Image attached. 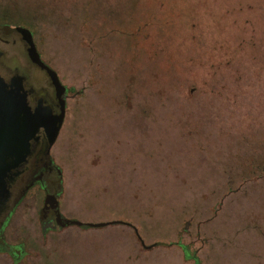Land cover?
<instances>
[{"label": "rangeland", "instance_id": "rangeland-1", "mask_svg": "<svg viewBox=\"0 0 264 264\" xmlns=\"http://www.w3.org/2000/svg\"><path fill=\"white\" fill-rule=\"evenodd\" d=\"M6 24L68 87L62 214L130 224L45 229L31 192L0 264H264V0H0ZM0 48L55 96L19 37Z\"/></svg>", "mask_w": 264, "mask_h": 264}, {"label": "flooded vegetation", "instance_id": "flooded-vegetation-1", "mask_svg": "<svg viewBox=\"0 0 264 264\" xmlns=\"http://www.w3.org/2000/svg\"><path fill=\"white\" fill-rule=\"evenodd\" d=\"M13 34H16V36L14 39H11L10 36ZM18 37L23 42L31 63L47 72L45 67L32 59L28 50L29 43L23 38L22 33L16 30L8 31L5 26L0 25V42H15ZM9 54V50L0 48V75L7 84V88L12 89L20 85L22 88L21 92L25 94L27 105L32 112H36V109L41 105L50 106L54 113L59 112L60 101L56 96V91L55 96L51 94L48 96L37 90L34 86H27V75L20 72V66L16 65L12 67L5 63L4 58ZM67 91L68 87L64 95L66 105ZM2 103H5V101L0 100V105ZM9 104L11 111H13L10 121L3 126L0 125V130H3L7 127L5 125L11 123L13 130L11 137L6 135L5 138H2L3 136L0 133V172L2 171L1 174H5L4 180L7 188L6 197L0 198V252H10L15 259H19L18 250H20V246L5 242L4 230L14 208L21 204L31 192L39 191L42 193L40 214L42 225L45 229L75 223H67L69 217L64 216L60 209L59 186L62 182V169L55 162L51 154V148L55 142L50 146L47 130L44 126H40L36 128L32 136L30 135L27 142L28 146H25L23 136L25 135L23 101L17 96V98H11ZM81 221L83 223L76 224L87 225L85 223L87 221Z\"/></svg>", "mask_w": 264, "mask_h": 264}, {"label": "water", "instance_id": "water-1", "mask_svg": "<svg viewBox=\"0 0 264 264\" xmlns=\"http://www.w3.org/2000/svg\"><path fill=\"white\" fill-rule=\"evenodd\" d=\"M5 27L8 29V31H19L22 33L23 38L29 43V52L32 57V59L36 62H38L41 66L45 67L51 80L52 83L55 87L56 91V96L58 97L60 101V111L57 113H54L52 111V108L50 106H44L41 105L36 109V112H32L30 107L27 105L26 99H25V94L21 92V86L18 85L15 88L8 89L7 84L4 82L0 75V100H4L5 103H2L0 105V125L3 126L5 123L10 121V118L12 116V112L10 109V101L11 98H18L22 99L23 101V112H24V145L28 146V139L30 138V135L32 136L36 130V128L40 126H44L47 130L48 133V138H49V144L50 146L56 141L60 129L62 127V124L64 122L65 114H66V102H65V93L67 90V86L62 82L59 74L57 71L50 66L48 63L44 61V59L41 57V54L37 48V44L34 40V35L33 31L25 25L18 24V25H10L6 24ZM15 92V93H14ZM9 103H8V102ZM2 118V120H1ZM6 128L3 130H0V133L2 134V138H5L6 135L8 137H11L12 134V128H11V123H8ZM1 128V127H0ZM14 128V127H13ZM1 138V135H0ZM5 170V169H4ZM2 171L0 172V198H4L7 195V188H6V183L4 180V175L1 174ZM128 223L130 224L129 221L125 220H112V221H98V222H93V221H87L85 222L89 226H102L106 225L108 223ZM67 223H83L79 219H67ZM137 229V228H136ZM142 242L145 244L144 240L142 239ZM147 246H150L152 244H145Z\"/></svg>", "mask_w": 264, "mask_h": 264}, {"label": "trees", "instance_id": "trees-1", "mask_svg": "<svg viewBox=\"0 0 264 264\" xmlns=\"http://www.w3.org/2000/svg\"><path fill=\"white\" fill-rule=\"evenodd\" d=\"M184 249H185V253H186V256L187 257H193V256H195L194 254H192L191 250L187 247V245H184ZM195 264H199V262L198 261H195Z\"/></svg>", "mask_w": 264, "mask_h": 264}]
</instances>
